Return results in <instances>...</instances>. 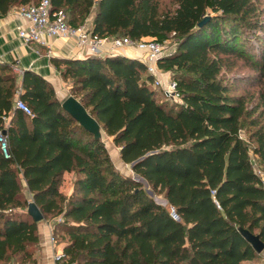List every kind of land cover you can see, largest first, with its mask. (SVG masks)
<instances>
[{"label": "trees", "instance_id": "1", "mask_svg": "<svg viewBox=\"0 0 264 264\" xmlns=\"http://www.w3.org/2000/svg\"><path fill=\"white\" fill-rule=\"evenodd\" d=\"M39 1L0 0V16ZM50 1L72 26L93 14L97 37L177 39L158 60L182 96L170 106L140 59H53L122 161L164 194L177 218L115 168L102 139L63 109L44 77L24 71L19 86L11 65L0 63V129L11 154L0 149V264L36 263L31 202L52 222L69 263L264 264L243 235L264 243V186L250 157L264 171L263 0H175L174 9L161 0ZM241 67L253 73L225 76ZM241 81L257 85L255 98L236 92ZM246 124L252 147L241 136ZM65 173L73 174L68 195Z\"/></svg>", "mask_w": 264, "mask_h": 264}, {"label": "built area", "instance_id": "2", "mask_svg": "<svg viewBox=\"0 0 264 264\" xmlns=\"http://www.w3.org/2000/svg\"><path fill=\"white\" fill-rule=\"evenodd\" d=\"M17 13L26 21V26L18 28L19 37L25 43H36L46 45L49 37L76 38L77 46L85 56L104 57L113 55L116 49L133 46L144 53L143 63L147 74L153 77L150 86L162 91L166 99L182 103L181 93L177 89V82L171 77L170 72H165L158 66V60L164 54L165 42L160 43L153 38L133 40L127 36L114 38L97 37L91 32V28L85 24L72 26L67 21L64 11L52 12L50 0H40L38 3H30L16 7ZM16 106L26 114L31 115V110L22 100L16 101ZM0 149L5 158L11 154L8 146L7 134L0 129ZM253 162V161H252ZM254 165V164H253ZM264 186V171H257ZM51 236V241L54 242ZM264 257V250L262 251ZM55 262L59 264H75L65 261V254L59 253L54 256Z\"/></svg>", "mask_w": 264, "mask_h": 264}, {"label": "crops", "instance_id": "3", "mask_svg": "<svg viewBox=\"0 0 264 264\" xmlns=\"http://www.w3.org/2000/svg\"><path fill=\"white\" fill-rule=\"evenodd\" d=\"M93 14L85 21V25L91 27ZM26 21L13 8L5 16H0V63L11 65L13 72L17 74V84L20 86L24 71L31 70L44 77L54 88L56 97L63 102L71 95V83L64 80L53 64V59L83 58L77 46L76 38L49 37L46 45L25 43L18 34V28L26 26ZM114 54H121L130 58L143 59L144 53L136 47L125 46L116 49ZM119 156V155H118ZM120 157V156H119ZM65 185L61 188L65 194L72 192V173H65ZM39 243L35 252V264H59L55 262V254L64 253V242L53 236L52 222L41 220L37 224ZM30 264V263H27ZM247 264H253L247 262Z\"/></svg>", "mask_w": 264, "mask_h": 264}, {"label": "rangeland", "instance_id": "4", "mask_svg": "<svg viewBox=\"0 0 264 264\" xmlns=\"http://www.w3.org/2000/svg\"><path fill=\"white\" fill-rule=\"evenodd\" d=\"M264 3V0H263ZM176 6L175 0H161V7L162 9H174ZM176 38L171 35L168 40L165 42V50H164V54H169L171 52L174 51L175 47H176ZM251 43L256 47V49L259 47V44L257 43V41L254 39H252ZM249 74L251 75L253 73L252 69L244 67V68H240V69H236L233 72H227L225 74V76L227 78H230L231 80H233L234 76L237 78L239 76H243L240 74ZM235 74V75H234ZM256 83V82H255ZM257 85H250L244 81L241 82H237L236 83V92H239L241 94H243L244 92H246L248 95V97H253L255 98V94L256 90H257ZM159 100H162L166 103L170 105H172L173 103H177V102H173L172 100L166 99V97L164 96V94L161 92H159ZM250 119H248L247 123L249 122ZM264 123V121H263ZM253 130V127H250V125L246 124L243 129L241 130V136L242 138L249 144V147H252V144L250 143V132ZM102 142L105 144L106 149L108 150V153L110 155V158L115 166V168L117 170H119V172H121V174L125 177H128L129 179L133 180V181H137L141 184L142 188L147 192L148 195H150L154 201L158 204H160L163 207H166L170 210L171 214L173 213L174 208H172L168 202L165 199V196L162 192L160 191H154L151 186L149 185V183L147 181H145L143 178H141L138 174H136L131 167V164H126L122 161V159L119 157V147L116 146L113 142L112 137L108 136L104 131H102ZM119 155V156H118ZM250 157L251 160L253 161L254 164V168L257 171H262L261 165L259 163V161L256 159L255 155L252 153V151H250ZM65 185V184H64ZM5 264H16L14 262H8Z\"/></svg>", "mask_w": 264, "mask_h": 264}, {"label": "water", "instance_id": "5", "mask_svg": "<svg viewBox=\"0 0 264 264\" xmlns=\"http://www.w3.org/2000/svg\"><path fill=\"white\" fill-rule=\"evenodd\" d=\"M206 20L207 18L200 22L199 25H202ZM62 107L72 118H74L81 126H83L85 130L91 133L95 139L99 140L102 138V130L99 122L73 95L68 96L62 102ZM28 212L36 222H39L43 219L41 210L34 202L29 203ZM172 215L177 218L175 211H173ZM243 235L253 245L257 252H262L264 250V243L260 240L259 236L254 235L247 230H243Z\"/></svg>", "mask_w": 264, "mask_h": 264}]
</instances>
